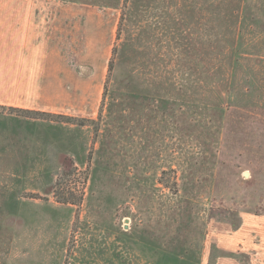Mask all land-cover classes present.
I'll return each instance as SVG.
<instances>
[{
  "label": "rangeland",
  "instance_id": "374dc122",
  "mask_svg": "<svg viewBox=\"0 0 264 264\" xmlns=\"http://www.w3.org/2000/svg\"><path fill=\"white\" fill-rule=\"evenodd\" d=\"M22 1L63 74L0 105V264H264V0Z\"/></svg>",
  "mask_w": 264,
  "mask_h": 264
},
{
  "label": "crops",
  "instance_id": "0c3cea01",
  "mask_svg": "<svg viewBox=\"0 0 264 264\" xmlns=\"http://www.w3.org/2000/svg\"><path fill=\"white\" fill-rule=\"evenodd\" d=\"M0 2V105L44 108L37 100L54 93V77L63 72L55 69V54L45 39L49 29L40 25L43 6L22 0Z\"/></svg>",
  "mask_w": 264,
  "mask_h": 264
},
{
  "label": "trees",
  "instance_id": "16d2710c",
  "mask_svg": "<svg viewBox=\"0 0 264 264\" xmlns=\"http://www.w3.org/2000/svg\"><path fill=\"white\" fill-rule=\"evenodd\" d=\"M64 118V117H62ZM66 120H70L71 118L70 117H65ZM66 175H69V173H66Z\"/></svg>",
  "mask_w": 264,
  "mask_h": 264
},
{
  "label": "water",
  "instance_id": "95a60500",
  "mask_svg": "<svg viewBox=\"0 0 264 264\" xmlns=\"http://www.w3.org/2000/svg\"><path fill=\"white\" fill-rule=\"evenodd\" d=\"M245 176H247V174H245ZM127 221V220H126Z\"/></svg>",
  "mask_w": 264,
  "mask_h": 264
}]
</instances>
